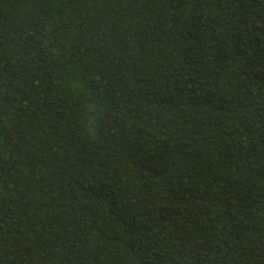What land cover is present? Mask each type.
Segmentation results:
<instances>
[{
	"label": "trees",
	"instance_id": "trees-1",
	"mask_svg": "<svg viewBox=\"0 0 264 264\" xmlns=\"http://www.w3.org/2000/svg\"><path fill=\"white\" fill-rule=\"evenodd\" d=\"M0 264H264V0H0Z\"/></svg>",
	"mask_w": 264,
	"mask_h": 264
}]
</instances>
